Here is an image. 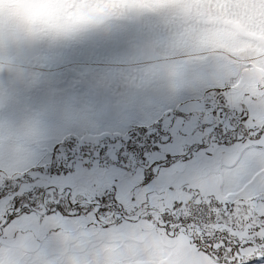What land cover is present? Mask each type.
<instances>
[{
    "label": "rangeland",
    "instance_id": "obj_1",
    "mask_svg": "<svg viewBox=\"0 0 264 264\" xmlns=\"http://www.w3.org/2000/svg\"><path fill=\"white\" fill-rule=\"evenodd\" d=\"M5 2L32 20L63 13L62 0H3L0 11ZM107 7L93 29L74 35L0 22V129L19 132L0 152V175L13 178H0V264H202L189 238L135 218L177 183L218 187L219 166L249 140L241 92L234 95L240 107L233 117L200 103L203 97L177 101L195 81L192 71L219 75L201 79L202 88L229 91L238 89L243 69L246 83L264 71V0H107ZM212 26L245 39L207 57H187L198 35L201 49H211L205 40ZM201 64L217 71H201ZM111 102L121 104L118 120L105 117ZM169 105L173 113L165 117ZM139 124L167 152L164 162L135 167L125 145L131 139L102 135ZM68 136L88 138L70 141L60 173L23 177L38 166L56 169V153L47 150ZM40 143L42 157L18 166L17 157ZM131 172L142 185L124 177Z\"/></svg>",
    "mask_w": 264,
    "mask_h": 264
},
{
    "label": "snow or ice",
    "instance_id": "obj_2",
    "mask_svg": "<svg viewBox=\"0 0 264 264\" xmlns=\"http://www.w3.org/2000/svg\"><path fill=\"white\" fill-rule=\"evenodd\" d=\"M30 21L24 11H0V22ZM246 110L249 140L237 146L242 151L218 187L204 189L188 180L177 183L165 190L151 210L145 208L135 218L153 222L167 235L189 238L202 264H264V125ZM18 135L0 129V152L5 142L11 144Z\"/></svg>",
    "mask_w": 264,
    "mask_h": 264
},
{
    "label": "trees",
    "instance_id": "obj_3",
    "mask_svg": "<svg viewBox=\"0 0 264 264\" xmlns=\"http://www.w3.org/2000/svg\"><path fill=\"white\" fill-rule=\"evenodd\" d=\"M239 31L241 33H243L241 30H239ZM200 68H198V69H200L201 71H209V70H215L214 68H216V67L214 65V66H211L208 69H206V66L201 64ZM245 73H246V71H245V69H243L242 70V76H241V79L239 81V85H238L237 90L232 89L231 91H229L227 89H220V88L209 89L205 92V95L200 100V103L207 105V106H214L215 110H220L222 112L224 111L233 117L234 109L240 107V105L238 104L239 102H237L234 99V95L241 92L242 96H244L245 100H246L245 104L243 102H241V104L243 105V108L245 110V119L248 118V114H247V110H246V109H248L250 115L255 119V122L257 124L264 125V71H261L260 74L255 79V81L252 83H246ZM170 113L172 114L173 111L168 110L167 112H165L164 116L166 117ZM145 130H146V127L142 128V130H140L139 133L142 132L144 134ZM102 135L103 136H114V134H109V133H105ZM87 138H88V136H84L83 138H78L76 136L66 137L61 143H59L56 146V149H55V153H56L55 167H56V169H52L51 167H49L45 171L44 167H35V168H31L30 170H28L25 174H22L23 177H26L28 175H32L36 172H42V173L47 174V175H50V174L55 175L57 173H60V170L63 168V165H64L65 153L60 154V152H58L59 148L62 147L61 149H63V151L65 152V148L68 145H71V144H69L70 141H72L73 143H80V142L86 140ZM67 151H68V149H67ZM160 153H162V152H160ZM160 153L158 152V150L156 148L154 149L155 161L156 160L161 161V160L165 159L164 158L165 154L164 153L160 154ZM142 159L144 160L145 158H142ZM43 171H45V172H43ZM0 174H1V172H0ZM4 177H5L4 180L7 183H10L11 181H13L12 177H7V176H4ZM21 179H23V178H21ZM218 179L219 180H218L217 186H219V184H220V176H218ZM29 208H31V207H29ZM155 243L160 245L162 243L161 238H159L157 240V242H155ZM159 264H162V263H159ZM165 264H167V263L165 262Z\"/></svg>",
    "mask_w": 264,
    "mask_h": 264
},
{
    "label": "crops",
    "instance_id": "obj_4",
    "mask_svg": "<svg viewBox=\"0 0 264 264\" xmlns=\"http://www.w3.org/2000/svg\"><path fill=\"white\" fill-rule=\"evenodd\" d=\"M237 20H239V19H237ZM239 22H241V24L243 26H245V19H244L243 16L241 18V21L239 20ZM209 28L211 29L212 34H211L210 37H208V39L205 40V46H209V47H211V49L205 50V51L201 49L202 48V37L197 34L198 36L196 38H197L198 41L196 42V46L194 45L195 51L193 52V54L186 55L187 57H189V56L200 57V58L207 57L211 53H217V51H222L221 50L222 47H225L227 49L228 48L227 44H229V42L234 43V41H239L241 39H245V38L239 37L235 32L231 31L229 28H227L225 26H212V27H209ZM235 45H240V44H235ZM235 50L236 49L231 48L229 52H234ZM257 56L258 55H256V57ZM211 59L212 58H209V60H211ZM209 71H217V70L215 69V70H209ZM192 72H194V74L196 73L195 74L196 76L192 77L195 81H193L192 78H190L192 80V82L188 85V87L186 89H184V92H183V94L185 95V98L178 100L177 103L181 104V102L182 103L183 102L186 103L187 101H196L198 99H201L203 97V94L205 93V91L207 89L223 88L222 86H214V85H209V86L206 85L205 88L201 87V84H202V80L201 79H203V81L204 80L218 79L219 75L213 74V72H211L210 76L204 77L201 73H198L196 71H192ZM161 104H163V100H162ZM163 108H164V112H165V111H168V110L172 109L173 107H171L169 105V106H166V107H163ZM88 116L89 115L86 114V116H85L86 119L88 118ZM151 116H154V114H152ZM83 118H84V115H83ZM78 127H81V126H78ZM78 130H82V128H79ZM70 133H75V132L74 131H70ZM64 136L65 135H63V137ZM45 140H49V139H43L42 142L45 141ZM41 143H40L39 146L35 145L32 148V150H28L27 153L25 154V156L17 157V158H19V160L17 162V163H19L18 166H20L21 163H25L27 159H31L34 156H35L33 158L34 161L36 159L38 160L40 157H42V153L41 152H42L43 148H39L41 146ZM55 144H58V143H54V147H55ZM54 147L53 146H52V148L50 147V149L47 150V151L49 153L50 152L52 153L54 151ZM240 151H242V149ZM35 152H36V155L34 154ZM36 162L33 165H31V166L36 165L37 164ZM231 164H232V161H228V162H225V163L224 162L221 163V165L219 166L218 173H219V176H220V182H221L222 177L228 172V169L231 167Z\"/></svg>",
    "mask_w": 264,
    "mask_h": 264
},
{
    "label": "clouds",
    "instance_id": "obj_5",
    "mask_svg": "<svg viewBox=\"0 0 264 264\" xmlns=\"http://www.w3.org/2000/svg\"><path fill=\"white\" fill-rule=\"evenodd\" d=\"M62 4V14L36 17L29 22V27L36 33L74 35L93 29L108 11L107 0H62ZM2 7L8 9L11 5L5 2Z\"/></svg>",
    "mask_w": 264,
    "mask_h": 264
},
{
    "label": "flooded vegetation",
    "instance_id": "obj_6",
    "mask_svg": "<svg viewBox=\"0 0 264 264\" xmlns=\"http://www.w3.org/2000/svg\"><path fill=\"white\" fill-rule=\"evenodd\" d=\"M118 120V119H117ZM145 125H138V126H134V127H131L129 130L126 129L124 130L123 132H118L116 131L114 136H103L104 138H113L114 140L116 139L118 142H121V143H124L125 140L127 139H131L130 142H128L127 144L125 143L126 146H128V148H130V150H132L134 153L132 154V157H134L135 159V167L137 166L138 162L140 163H149V166H153V164L157 163V162H164V160H156L155 161V158H154V149L157 147L154 146L155 145V141H153L152 138H149L147 137V135L144 133H139L140 130H142V128H144ZM150 128H146V132L149 130ZM132 131V132H131ZM170 131L172 132V128L170 129ZM125 134H122L124 133ZM131 132V134H130ZM122 140V141H121ZM124 141V142H123ZM59 144V143H58ZM56 144V146L58 145ZM56 146L54 147V151L56 149ZM68 147L65 148V158H67L69 155H68V151H67ZM158 152H159V149H157ZM53 151V154L52 156L54 155V152ZM160 153V152H159ZM164 153V152H162ZM167 154V152H165ZM164 153V154H165ZM166 154H165V157H166ZM164 157V158H165ZM142 158H145L144 160ZM131 168H133V166ZM40 167V166H38ZM56 168V167H55ZM118 170L121 172L122 171V167L121 166H118ZM185 172V171H184ZM124 176V174H123ZM126 179L128 180H131L133 178H138V180H136V183L137 184H143V179L142 177H136V172H131V175L129 176H124ZM150 176H148L149 178ZM57 192V190L55 191ZM70 193V192H68Z\"/></svg>",
    "mask_w": 264,
    "mask_h": 264
},
{
    "label": "water",
    "instance_id": "obj_7",
    "mask_svg": "<svg viewBox=\"0 0 264 264\" xmlns=\"http://www.w3.org/2000/svg\"><path fill=\"white\" fill-rule=\"evenodd\" d=\"M105 96L109 101H113L116 97L114 93H111L109 91L105 92ZM121 115V104H116V103H110L107 105L105 109V117L108 120H117L119 119Z\"/></svg>",
    "mask_w": 264,
    "mask_h": 264
}]
</instances>
